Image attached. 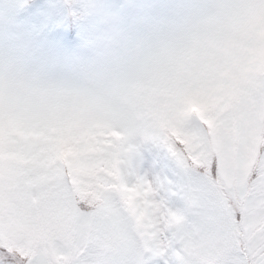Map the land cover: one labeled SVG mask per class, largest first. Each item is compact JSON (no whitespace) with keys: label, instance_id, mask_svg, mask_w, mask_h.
Returning <instances> with one entry per match:
<instances>
[{"label":"clouds","instance_id":"9594fccd","mask_svg":"<svg viewBox=\"0 0 264 264\" xmlns=\"http://www.w3.org/2000/svg\"><path fill=\"white\" fill-rule=\"evenodd\" d=\"M216 25L264 36V0H0V116L34 140L103 124L147 144L159 124L213 114L182 45Z\"/></svg>","mask_w":264,"mask_h":264},{"label":"snow or ice","instance_id":"6c2138e0","mask_svg":"<svg viewBox=\"0 0 264 264\" xmlns=\"http://www.w3.org/2000/svg\"><path fill=\"white\" fill-rule=\"evenodd\" d=\"M223 122L224 117L213 121L203 110L178 116L170 123L174 145L158 140L140 145L131 159L121 154L115 176L97 173V199L91 205L87 200L77 202L76 193L82 188L76 183L79 172L107 165L112 150L100 148L98 142L83 136L25 139L28 164L24 177L51 202L47 218L56 225L35 248L27 264H188L187 241L202 229L213 212L228 231L241 230L249 235L253 226L247 214L241 212L237 219L236 213L221 210L218 195H213V181L221 174L225 153L217 147L214 159L200 155L208 148L212 134L205 131V126L214 129ZM3 130L0 120V131ZM17 130L27 135L24 126ZM96 131L89 133L95 135ZM181 148L189 154L191 164L178 151ZM89 151L97 155L89 156ZM62 158L73 180L71 186L61 175ZM53 183L61 190L51 191ZM254 183L264 192V174ZM32 195L36 196L37 191H32ZM260 213L264 221V200ZM58 256L64 258L57 259ZM0 264H13L7 248L0 254ZM223 264H264V227L259 238L248 244L244 256L233 250Z\"/></svg>","mask_w":264,"mask_h":264},{"label":"rangeland","instance_id":"374dc122","mask_svg":"<svg viewBox=\"0 0 264 264\" xmlns=\"http://www.w3.org/2000/svg\"><path fill=\"white\" fill-rule=\"evenodd\" d=\"M182 48L216 100L211 119L220 121L224 117V122L217 123L214 129L205 126V131L212 134L208 137V148L200 154L207 160L214 159L219 147L226 156L220 176L213 181V195H218L221 210L236 213L237 219L245 212L253 226L247 236L241 230L230 232L213 212L202 229L188 239L185 248L188 264H223L233 250L244 256L248 244L259 238L264 227L260 218L264 192L254 183L264 174V36L216 25L190 35ZM0 120L4 124V130L0 131V254L7 248L8 253L17 254L13 264L18 260L27 264L35 248L46 240L56 225L47 218L51 202L24 177L28 160L23 142L34 139L17 130L22 125L16 119L6 122L0 116ZM96 130L95 135L85 132L82 136L98 142L100 148L111 149L112 154L107 165L79 172L80 179L76 183L82 188L76 193L77 202L87 200L90 205L97 199L94 190L98 186L94 182L97 173L115 176L121 154L131 159L138 146L143 145L103 124ZM157 140L175 144V134L169 123L157 125L150 134V142ZM178 151L191 164L189 154L182 148ZM87 154L97 155L94 151ZM61 166L64 167L61 175L71 186L73 180L63 158ZM50 190L61 189L53 183ZM32 191H37V195H32Z\"/></svg>","mask_w":264,"mask_h":264},{"label":"trees","instance_id":"16d2710c","mask_svg":"<svg viewBox=\"0 0 264 264\" xmlns=\"http://www.w3.org/2000/svg\"><path fill=\"white\" fill-rule=\"evenodd\" d=\"M165 128H166V127H165ZM165 128H164V130H166Z\"/></svg>","mask_w":264,"mask_h":264}]
</instances>
